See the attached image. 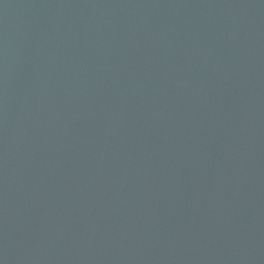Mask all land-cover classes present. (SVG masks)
Segmentation results:
<instances>
[{
	"label": "water",
	"instance_id": "obj_1",
	"mask_svg": "<svg viewBox=\"0 0 264 264\" xmlns=\"http://www.w3.org/2000/svg\"><path fill=\"white\" fill-rule=\"evenodd\" d=\"M0 264H264V0H0Z\"/></svg>",
	"mask_w": 264,
	"mask_h": 264
}]
</instances>
